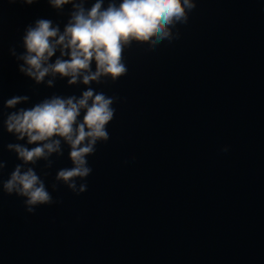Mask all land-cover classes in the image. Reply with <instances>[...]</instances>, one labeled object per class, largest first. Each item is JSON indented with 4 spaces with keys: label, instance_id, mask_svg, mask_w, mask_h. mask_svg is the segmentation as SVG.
<instances>
[{
    "label": "clouds",
    "instance_id": "obj_1",
    "mask_svg": "<svg viewBox=\"0 0 264 264\" xmlns=\"http://www.w3.org/2000/svg\"><path fill=\"white\" fill-rule=\"evenodd\" d=\"M21 2L31 5L37 0ZM87 2L48 0L60 12L71 5L63 30L51 19L39 18L25 29L24 51L18 54L15 47L9 49L11 56L22 61L18 64L20 73L36 85L53 88L57 79H66L68 86H85L79 96L53 94L29 108L17 109V105L30 101L28 95L13 96L4 102L5 109L15 110L4 114L3 128L18 141L8 143L6 149L22 163L16 164L0 185L4 194L23 198L30 214L39 206L62 203L53 199L42 176L50 175L48 169L55 163L51 157H62L65 145L71 167L56 172L51 188L57 191L63 184L76 195L87 191V183L77 181H86L92 173L87 158L96 153L97 144L110 139L107 126L115 117L113 104L119 100L91 85L107 80L115 83L127 75L124 53L134 42L154 50L165 41L171 44L178 40V25L187 24L196 8V0H108L107 6L105 0H94L85 7ZM222 151L227 152L228 147ZM39 161L45 162L40 174L35 170ZM6 167L7 161L0 159V175Z\"/></svg>",
    "mask_w": 264,
    "mask_h": 264
}]
</instances>
